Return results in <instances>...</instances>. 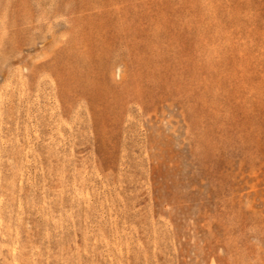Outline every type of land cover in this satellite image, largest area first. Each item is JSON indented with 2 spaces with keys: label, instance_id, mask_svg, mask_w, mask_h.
I'll list each match as a JSON object with an SVG mask.
<instances>
[{
  "label": "rangeland",
  "instance_id": "rangeland-1",
  "mask_svg": "<svg viewBox=\"0 0 264 264\" xmlns=\"http://www.w3.org/2000/svg\"><path fill=\"white\" fill-rule=\"evenodd\" d=\"M0 264H264V0H0Z\"/></svg>",
  "mask_w": 264,
  "mask_h": 264
}]
</instances>
